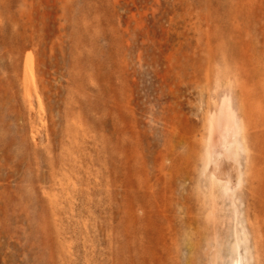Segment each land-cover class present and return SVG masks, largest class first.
<instances>
[{
    "label": "rangeland",
    "instance_id": "374dc122",
    "mask_svg": "<svg viewBox=\"0 0 264 264\" xmlns=\"http://www.w3.org/2000/svg\"><path fill=\"white\" fill-rule=\"evenodd\" d=\"M243 228L264 264V0H0V264H231Z\"/></svg>",
    "mask_w": 264,
    "mask_h": 264
},
{
    "label": "bare ground",
    "instance_id": "6f19581e",
    "mask_svg": "<svg viewBox=\"0 0 264 264\" xmlns=\"http://www.w3.org/2000/svg\"><path fill=\"white\" fill-rule=\"evenodd\" d=\"M224 128V130H225V132H231L230 134H229V137L228 136H224V142H223V147L225 148L226 147V142H228L227 140H229V142L231 143H236V139H235V132L233 131V129H232V126H231V124H229V123H227V124H225V127H223ZM224 132V131H223ZM223 138V137H222ZM232 150V149H231ZM233 153V152H232ZM219 154V155H218ZM217 154V156L218 157H223L224 156V152H220V153H218ZM218 157H216V158H218ZM216 158H215V160H216ZM215 160H213V162H215ZM224 160H225V158H224ZM220 161H222V160H220ZM226 161H227V159H226ZM222 163V162H221ZM226 164V163H225ZM228 164V163H227ZM221 165V164H220ZM233 165V164H232ZM226 166V165H225ZM234 166V165H233ZM231 167V166H230ZM235 167V166H234ZM219 173H220V175L222 174V175H226L227 177H228V179L230 178H232V177H234V178H236V175L235 176H232V177H229V176H231L230 174H232V173H229L228 172V170L226 171V169H225V167L223 168L222 166H220L219 168ZM230 170V169H229ZM233 170V169H232ZM231 171V170H230ZM232 172V171H231ZM216 174V173H215ZM218 174V173H217ZM216 176V175H215ZM223 178L225 177V176H222ZM222 178V179H223ZM226 179V178H225ZM229 179V180H230ZM233 179V178H232ZM228 183H229V181H227ZM226 182V183H227ZM230 182H231V180H230ZM228 185V184H227ZM229 186V185H228ZM247 231H246V229L245 228H243L242 229V233L243 234H241V235H243L242 236V240L241 239H239L238 238V233H236L238 236H236V238H235V242H236V244H233V249L236 247V252L234 253L233 251V254L235 255V257L233 258V260H232V262H231V264H250V262H251V260H252V258H251V251H250V247H249V244H250V242H249V240H248V235H247V233H246ZM235 234V235H236ZM175 240V239H174ZM243 245V246H242ZM243 247V248H242ZM217 250V249H216ZM220 252V251H219ZM217 251L215 252V254H214V258H216L217 257ZM231 255V254H230ZM232 256V255H231ZM218 258V257H217Z\"/></svg>",
    "mask_w": 264,
    "mask_h": 264
}]
</instances>
